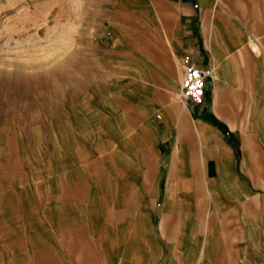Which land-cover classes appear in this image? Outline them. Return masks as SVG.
<instances>
[{"label": "crops", "instance_id": "obj_1", "mask_svg": "<svg viewBox=\"0 0 264 264\" xmlns=\"http://www.w3.org/2000/svg\"><path fill=\"white\" fill-rule=\"evenodd\" d=\"M85 1L72 129L3 131L0 264H264V0Z\"/></svg>", "mask_w": 264, "mask_h": 264}, {"label": "rangeland", "instance_id": "obj_2", "mask_svg": "<svg viewBox=\"0 0 264 264\" xmlns=\"http://www.w3.org/2000/svg\"><path fill=\"white\" fill-rule=\"evenodd\" d=\"M85 0H0V143L22 129L29 154L35 131L72 129V86L85 51L101 42ZM46 135V134H45ZM34 139V140H33ZM45 145L47 144L44 142Z\"/></svg>", "mask_w": 264, "mask_h": 264}, {"label": "built area", "instance_id": "obj_3", "mask_svg": "<svg viewBox=\"0 0 264 264\" xmlns=\"http://www.w3.org/2000/svg\"><path fill=\"white\" fill-rule=\"evenodd\" d=\"M189 61V58H186ZM207 73L187 63L183 79V97L197 105L205 100V81Z\"/></svg>", "mask_w": 264, "mask_h": 264}]
</instances>
